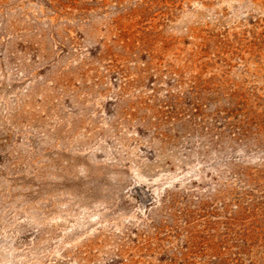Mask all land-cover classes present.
Masks as SVG:
<instances>
[{
    "label": "rangeland",
    "instance_id": "rangeland-1",
    "mask_svg": "<svg viewBox=\"0 0 264 264\" xmlns=\"http://www.w3.org/2000/svg\"><path fill=\"white\" fill-rule=\"evenodd\" d=\"M0 264H264V0H0Z\"/></svg>",
    "mask_w": 264,
    "mask_h": 264
},
{
    "label": "trees",
    "instance_id": "trees-1",
    "mask_svg": "<svg viewBox=\"0 0 264 264\" xmlns=\"http://www.w3.org/2000/svg\"><path fill=\"white\" fill-rule=\"evenodd\" d=\"M232 125L234 126V124H231V126H232Z\"/></svg>",
    "mask_w": 264,
    "mask_h": 264
}]
</instances>
